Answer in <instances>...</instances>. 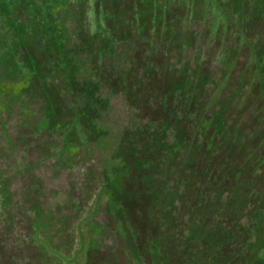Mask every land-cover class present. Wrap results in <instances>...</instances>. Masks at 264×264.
Wrapping results in <instances>:
<instances>
[{"label":"trees","instance_id":"obj_1","mask_svg":"<svg viewBox=\"0 0 264 264\" xmlns=\"http://www.w3.org/2000/svg\"><path fill=\"white\" fill-rule=\"evenodd\" d=\"M204 1L212 32L203 37L207 41H221L219 34L226 32L228 25L222 0ZM125 2L0 0V68H5L0 81L11 82L12 90L19 94L27 91V105L41 106L38 137L54 134L58 138L52 153L58 162L71 165L84 153H96L102 170L97 196L107 201L109 210L117 208L121 226L130 234L125 231L123 237L136 241L138 234L155 224L151 232L174 229L176 240L187 246L199 244L192 252L185 250L179 264H215L216 256L223 254L222 242L230 240L237 242V247L232 251L234 255L225 251L228 259L234 256L245 259L243 264H259L252 256L256 247L259 252L264 251V154L261 153L264 86L260 89L261 111L252 113L242 125L246 112L239 114L240 109L235 106L241 104L236 100L241 98L243 89L237 83L239 75H234L236 63L221 69L220 78H216L217 72L212 69L210 74L204 71L205 63L203 68L200 65L191 70L184 59L191 49L188 47L174 69L170 66L158 70L145 68L137 82L132 81V72L129 77L122 75L118 94L104 98L102 78L96 69L102 64L106 50L101 34L109 22L119 23L122 14L119 6ZM139 3L141 10L135 19L153 24L160 23L170 4L160 9L158 6L153 12L149 0H139ZM83 10L88 13V19L84 18L89 21L88 26H74L70 31L69 21L73 17L81 21ZM199 75L210 81L202 84ZM58 78L61 84L56 83ZM151 82L155 89H161L162 110L171 109L168 121L156 126L155 121L135 119L134 115L128 118L127 132H122L117 120L113 121L111 131H103L101 120L107 116L103 114L98 119V107L109 111L112 103L116 107L122 103L127 109L135 110L134 106L142 99L137 100L139 91ZM65 96L69 98L67 101L63 100ZM116 97L121 100L116 101ZM63 111L72 116L70 120L63 119ZM252 121L260 129L250 133ZM152 131L157 133L149 134ZM124 138L130 143H122ZM133 149L146 152L159 171L158 187L152 189L153 198L160 201L156 221L152 215L154 207L145 198L122 202L116 197L133 171L125 162L123 152ZM224 184L228 185L224 188ZM32 196L28 240L46 263L51 258L55 264H73L72 260L66 262L68 243L62 246L53 243L52 231L57 219L46 212L33 193ZM8 198L2 200L5 209L10 204ZM138 208H142L141 220L128 216V210L135 214ZM98 209L99 205L95 210ZM185 209L194 215L193 223L188 221L189 217L180 219ZM81 221L82 225L86 223ZM131 222L135 223L134 229ZM200 226L204 234L198 231ZM11 232L17 234L16 226ZM168 240L165 239L166 244ZM157 244L149 249L154 261L159 256ZM168 249L174 254V247ZM127 250L132 254V247L127 245Z\"/></svg>","mask_w":264,"mask_h":264},{"label":"rangeland","instance_id":"obj_2","mask_svg":"<svg viewBox=\"0 0 264 264\" xmlns=\"http://www.w3.org/2000/svg\"><path fill=\"white\" fill-rule=\"evenodd\" d=\"M149 1L153 12L158 6L160 9L170 3L160 23L136 20L141 10L139 0H126L119 6L122 13L119 23L109 22L101 34L106 50L102 56V64L99 63L96 69L102 78L104 98H114L118 94L117 91L122 87V75L129 77L131 75L128 74L132 72V81L137 82L140 75L143 76L141 72L145 68L158 70L170 66L174 69V66L179 65L183 52L191 47L186 58L184 57L186 66L191 70L200 65L203 68L205 63L207 68H204V71L210 74L212 69L217 72L216 78H220L218 76L221 69L236 63L237 70L234 75H239L237 83L242 84L243 89L241 98L236 100V103L241 104L235 106L239 107V114L246 112L245 116H242V125L252 113L255 115L261 111L260 89L264 86V0H222L228 25L226 32L219 34L221 41H207V38L203 37H207L210 31V20L204 0ZM87 14L83 10L82 22L79 17H73L69 21L70 31H73L74 26H88L86 23L89 21L84 20L88 19ZM4 71L5 68H0V74ZM199 77L204 85L210 81L203 75ZM145 80L147 84L148 81ZM56 83L61 84L60 78ZM12 86L9 81H0V264H55L51 258L46 263L28 240V237H31L29 209L32 207V193L35 199L44 205L46 212L57 219L52 231V240L55 246L68 243L64 244L68 247L66 252L69 254L66 262L72 260L73 264H179L184 259L182 254L185 250L192 252L199 248V244L187 246L185 242L176 240L174 229L151 232L155 224H149L150 229L147 226L144 232H139L141 234H138L136 241L132 239L131 242L128 237H123L126 227L121 226L117 208L109 210L107 201L97 196L102 183L99 179L102 170L96 153H84L71 165L58 162L52 154L58 138L54 134L47 137L42 134L38 137L40 133L37 132V123L43 113L41 106L37 103L27 105V91H21L19 94L12 90ZM138 95L140 96H137V100L141 97L142 99L134 106L135 110L127 109L122 103L117 107L112 103L109 111L98 107L97 118L101 119L103 114L107 116V119L101 120L102 130L111 131L113 121L117 120L123 129L122 132H127L130 125L128 118L134 115L135 119L155 121L156 126L162 121H168L171 109L162 110L161 89H155L151 82V85L139 91ZM68 99L67 96L63 98L66 101ZM117 100L120 101L121 97H116ZM62 117L68 121L72 116L64 112ZM136 127L138 128L137 125ZM258 129L260 126H256L252 121L249 132ZM154 133L157 132L152 131L149 134ZM126 139H122L125 145L130 143L128 138ZM121 147L124 148V145L121 144ZM261 153L264 154V147ZM123 154L125 162L133 167V171L123 182L122 190L116 192V197L122 202L145 198L147 204L154 207L152 212L155 213L152 215L156 221L160 213V201L153 198L155 192H152V189L158 187L159 171L152 165L147 153L141 149L126 150ZM218 183L220 184V181ZM154 185L155 187H152ZM227 185L224 184V188ZM6 198L10 203L8 209L4 208L2 201ZM97 205L100 209L95 210ZM138 209L135 214L128 210V216H136L141 220L142 208ZM216 211L218 212V209ZM193 216L191 210L187 209L182 210L179 215L183 220H188L189 217L188 221L192 223ZM81 220L86 223L82 225ZM78 225L81 226L79 229ZM133 225L134 229L135 223ZM14 226L17 228V234L11 232ZM198 231L205 233L202 226ZM127 234L130 236L129 232ZM165 239H169L168 244ZM156 242V253H159V256H156L157 261H154L153 253L149 249ZM222 243L223 254L216 256L215 264L245 262V259L232 258L234 256L228 259L225 255L226 250L234 255L232 251L237 247V242L232 243L230 240ZM127 245L135 252L131 250L132 254H129ZM170 247L175 248L174 254H170ZM252 258L254 262L264 264V251L261 253L256 247Z\"/></svg>","mask_w":264,"mask_h":264}]
</instances>
